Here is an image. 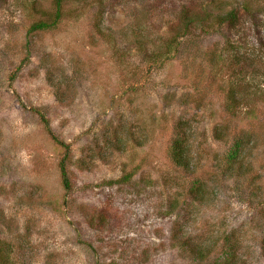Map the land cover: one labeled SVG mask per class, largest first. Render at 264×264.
I'll list each match as a JSON object with an SVG mask.
<instances>
[{
  "label": "rangeland",
  "instance_id": "1",
  "mask_svg": "<svg viewBox=\"0 0 264 264\" xmlns=\"http://www.w3.org/2000/svg\"><path fill=\"white\" fill-rule=\"evenodd\" d=\"M224 235L264 264V0H0V258L208 264Z\"/></svg>",
  "mask_w": 264,
  "mask_h": 264
},
{
  "label": "trees",
  "instance_id": "2",
  "mask_svg": "<svg viewBox=\"0 0 264 264\" xmlns=\"http://www.w3.org/2000/svg\"><path fill=\"white\" fill-rule=\"evenodd\" d=\"M186 14V12H183ZM184 14V15H185ZM183 15V16H184ZM237 15L236 12L233 10H228L227 12H225L223 15L218 16V18H216V22L217 24H223V23H227L229 25H233L234 22L237 20ZM192 17L188 16L187 20L190 21ZM55 19L53 18L52 20H48L49 22L45 21V20H41L38 21L37 23H34L30 26V30H45L47 28H51ZM175 44H173L174 46ZM206 55V54H205ZM40 119L43 123V125H45V127H48L47 124V120L44 119V117L42 115H40ZM182 126L181 123L177 122L174 125V134L171 136L168 145H167V154L168 157L171 161V163L176 166L177 168H179L180 170H183L184 172H188V157L186 155H184V147H185V141H184V131L182 130ZM141 144V143H140ZM242 141L241 139H234L232 144L228 147L225 155H224V165L226 169H230V173L233 172V170L238 169L239 167H241V161H240V155H241V151H242ZM66 157H64L63 159L65 160ZM236 168H235V167ZM60 174H61V180H62V184L64 187H68V179L66 176V171L64 168V163H60ZM131 177V173H125L122 175L123 179H128ZM202 185V181L198 178H192L191 182H190V194H192V199L191 200H200L201 198L199 197V191H200V187ZM176 238V234L173 233L172 234V240H175ZM223 241L221 243V252L220 255H218L217 258H214L212 260V263H208V264H228V262L233 259L235 253V243L233 241L230 240L229 235H224L222 237ZM184 240H186V238H184ZM182 244L185 245V243L183 241H181ZM181 245V244H180ZM182 246V245H181ZM262 249L264 250V242L262 243ZM195 248H197L195 250ZM5 250L0 246V257L5 258L4 256L1 255V251ZM191 253H196L200 255V259H202L203 255L205 254H209L211 249L209 248H198L197 245L194 246L192 249L189 250ZM213 251H211L212 253ZM194 258V257H193ZM0 264H6L1 258H0Z\"/></svg>",
  "mask_w": 264,
  "mask_h": 264
}]
</instances>
